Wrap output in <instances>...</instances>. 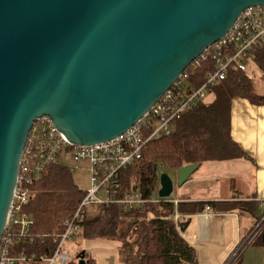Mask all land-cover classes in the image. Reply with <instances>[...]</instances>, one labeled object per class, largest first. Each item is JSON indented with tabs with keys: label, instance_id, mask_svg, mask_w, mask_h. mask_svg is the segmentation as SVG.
<instances>
[{
	"label": "water",
	"instance_id": "1",
	"mask_svg": "<svg viewBox=\"0 0 264 264\" xmlns=\"http://www.w3.org/2000/svg\"><path fill=\"white\" fill-rule=\"evenodd\" d=\"M256 5L264 0H0V248L38 117L72 145L116 138ZM200 164L179 167L177 185ZM159 184L170 197L173 178L162 172Z\"/></svg>",
	"mask_w": 264,
	"mask_h": 264
},
{
	"label": "trees",
	"instance_id": "2",
	"mask_svg": "<svg viewBox=\"0 0 264 264\" xmlns=\"http://www.w3.org/2000/svg\"><path fill=\"white\" fill-rule=\"evenodd\" d=\"M211 66L210 61L197 68L190 64L185 72L193 71L189 78L191 86L202 84ZM255 73L264 82V44L245 70L232 71L226 79L218 81L197 106L174 123L171 133L144 146L141 157L123 171L124 187L157 197L162 172L211 159L246 157L247 153L232 138L231 114L233 103L239 98L264 106V93L256 91ZM211 96L212 101L207 103ZM29 191L25 211L33 219V225L26 238L15 243V250L23 251L29 258L17 264H48L65 223L73 220L86 190L76 184L71 168L55 162L48 165ZM160 200L129 211H122L117 205L105 207L98 216L81 220L77 235L90 240L117 241L123 264H198L195 248L183 235L187 222L177 224L173 218L174 203L168 198ZM259 239L264 246V226L254 237L255 241ZM241 249L224 264H240ZM85 259L86 264H95L87 253ZM70 264H79L76 256Z\"/></svg>",
	"mask_w": 264,
	"mask_h": 264
},
{
	"label": "built area",
	"instance_id": "3",
	"mask_svg": "<svg viewBox=\"0 0 264 264\" xmlns=\"http://www.w3.org/2000/svg\"><path fill=\"white\" fill-rule=\"evenodd\" d=\"M263 44L264 5L248 7L223 38L210 45L191 63L193 68L207 61L212 64L202 84L191 86L189 78L193 71H184L140 121L110 141L72 145L48 115L38 117L30 129L22 155L2 237L0 264H17L29 258L23 251L15 250V243L26 238L33 225V219L25 211L30 201V186L51 163L61 162L74 170L81 161H88L91 186L73 220L65 223L58 247L48 258V264H70L74 255L63 251V248L79 233L81 220L94 218L105 207L112 205L129 211L142 208L147 203L160 202L158 190L157 198L145 196L136 189H126L122 180L123 171L141 157L144 146L150 140L171 133L174 123L197 106L218 81L226 79L232 71L245 70L251 57ZM171 201L175 206L173 218L178 224L179 199ZM262 209L256 231L264 226V200Z\"/></svg>",
	"mask_w": 264,
	"mask_h": 264
},
{
	"label": "crops",
	"instance_id": "4",
	"mask_svg": "<svg viewBox=\"0 0 264 264\" xmlns=\"http://www.w3.org/2000/svg\"><path fill=\"white\" fill-rule=\"evenodd\" d=\"M231 135L248 157L206 160L178 186L179 222H187L183 235L198 264H224L241 248L240 264H264L263 243L254 240L264 200V106L236 99Z\"/></svg>",
	"mask_w": 264,
	"mask_h": 264
},
{
	"label": "rangeland",
	"instance_id": "5",
	"mask_svg": "<svg viewBox=\"0 0 264 264\" xmlns=\"http://www.w3.org/2000/svg\"><path fill=\"white\" fill-rule=\"evenodd\" d=\"M254 76L258 82L256 91L264 93V82L259 79V77L256 78V76H259L258 73H255ZM208 100L209 98L207 99V101ZM70 163H72V161H70ZM88 167V161H81L79 167L73 170V177L76 184L80 189L86 191L91 186V175ZM167 173L173 178L174 181V190L170 197H168V200H174L177 195H179L176 171L171 170ZM117 247L118 242L115 240H90L80 235H76L73 239H70L66 242L63 251L67 252L70 255L76 256V253L78 254L80 251L85 250L87 254H89V256H92L95 259V264H123L117 252ZM245 254L248 255L250 253L247 252ZM251 259L252 258H250L249 260Z\"/></svg>",
	"mask_w": 264,
	"mask_h": 264
}]
</instances>
